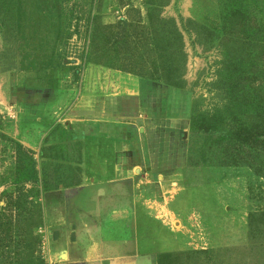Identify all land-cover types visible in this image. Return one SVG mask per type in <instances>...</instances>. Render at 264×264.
<instances>
[{
    "label": "rangeland",
    "instance_id": "obj_1",
    "mask_svg": "<svg viewBox=\"0 0 264 264\" xmlns=\"http://www.w3.org/2000/svg\"><path fill=\"white\" fill-rule=\"evenodd\" d=\"M146 2L0 0V207L19 196L20 175L31 159L40 185L86 181L82 137L92 129L81 127L74 111L82 92L140 91L149 97L146 104L128 103L123 109L140 105L144 121L137 125L136 142L120 146L135 150L136 160L130 155L126 164L144 182L140 197L151 217L146 240L155 264H264V178L244 167L215 166L213 157L220 160L214 140L200 130L228 102L220 73L230 64L227 58L234 59L227 54L218 0H170L160 9L183 36L185 66L177 91L120 69L81 65L88 56L107 61L98 52L102 43L91 48L95 25L125 19L138 21L145 31ZM238 48L231 51L239 58L246 51ZM147 60L142 73L151 70ZM124 61L121 56L114 64ZM23 187L37 192L35 183Z\"/></svg>",
    "mask_w": 264,
    "mask_h": 264
},
{
    "label": "trees",
    "instance_id": "obj_2",
    "mask_svg": "<svg viewBox=\"0 0 264 264\" xmlns=\"http://www.w3.org/2000/svg\"><path fill=\"white\" fill-rule=\"evenodd\" d=\"M169 2L147 0L145 31L139 30L138 21L125 19L115 25L92 27L91 48H98L102 43L98 52H102L107 61L82 57V67L92 63L120 69L150 83L167 86L170 92L179 90L185 66L183 36L173 19L160 15V9ZM218 3L225 43L230 47L227 54L234 57L227 58L230 64L220 73L228 102L203 122L200 130L214 140L211 145H215V157L220 160L218 164L213 157L215 166L244 167L264 178V0H218ZM99 30L103 31L104 40H99ZM243 46L246 54L238 58L231 48L239 50L238 47ZM121 56L125 61L114 64ZM146 58L151 70L142 73L141 70L147 69ZM252 69L255 74L249 76ZM202 158L206 162V155ZM195 165H198L196 161ZM37 173L31 159L30 166L21 172V186L35 183L37 192L24 191L20 186L19 196L0 207V264H45L41 252L44 239L38 233L44 228V207L40 199L50 188L39 184ZM33 192L36 200L31 209L28 199ZM260 219L264 222V213Z\"/></svg>",
    "mask_w": 264,
    "mask_h": 264
},
{
    "label": "crops",
    "instance_id": "obj_3",
    "mask_svg": "<svg viewBox=\"0 0 264 264\" xmlns=\"http://www.w3.org/2000/svg\"><path fill=\"white\" fill-rule=\"evenodd\" d=\"M103 92H82L74 108L80 126L92 129L91 135L82 137L86 181L55 186L40 199L45 264H155L146 240L151 217L142 210L140 197L144 182L132 174L130 162L126 164L130 155L135 159V150L130 153L120 146L137 140V125L144 121L140 105L149 97L140 91ZM137 102V108L124 111L125 104ZM126 118L131 121H121Z\"/></svg>",
    "mask_w": 264,
    "mask_h": 264
},
{
    "label": "built area",
    "instance_id": "obj_4",
    "mask_svg": "<svg viewBox=\"0 0 264 264\" xmlns=\"http://www.w3.org/2000/svg\"><path fill=\"white\" fill-rule=\"evenodd\" d=\"M38 233L41 234V235L43 236V239H44V235H43V234L45 233V231L42 230V229H40V230L38 231ZM44 240H45V239H44ZM44 245H45V243L43 242V245H42V247H41L42 255L44 254V250H43ZM43 257H44V255H43Z\"/></svg>",
    "mask_w": 264,
    "mask_h": 264
}]
</instances>
